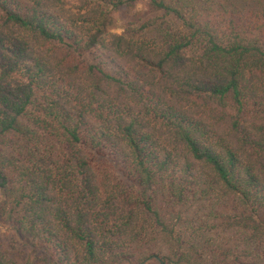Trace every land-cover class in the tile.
<instances>
[{"label": "trees", "instance_id": "16d2710c", "mask_svg": "<svg viewBox=\"0 0 264 264\" xmlns=\"http://www.w3.org/2000/svg\"><path fill=\"white\" fill-rule=\"evenodd\" d=\"M0 264H264V0H0Z\"/></svg>", "mask_w": 264, "mask_h": 264}, {"label": "rangeland", "instance_id": "374dc122", "mask_svg": "<svg viewBox=\"0 0 264 264\" xmlns=\"http://www.w3.org/2000/svg\"><path fill=\"white\" fill-rule=\"evenodd\" d=\"M117 19H118V16L115 17V19H114L115 20L114 30H115V32L122 33L125 29L124 22H122V21L119 22Z\"/></svg>", "mask_w": 264, "mask_h": 264}]
</instances>
